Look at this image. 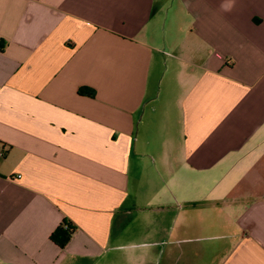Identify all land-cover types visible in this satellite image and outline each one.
<instances>
[{
    "label": "crops",
    "instance_id": "0c3cea01",
    "mask_svg": "<svg viewBox=\"0 0 264 264\" xmlns=\"http://www.w3.org/2000/svg\"><path fill=\"white\" fill-rule=\"evenodd\" d=\"M162 249L264 264V0H0V264Z\"/></svg>",
    "mask_w": 264,
    "mask_h": 264
},
{
    "label": "trees",
    "instance_id": "16d2710c",
    "mask_svg": "<svg viewBox=\"0 0 264 264\" xmlns=\"http://www.w3.org/2000/svg\"><path fill=\"white\" fill-rule=\"evenodd\" d=\"M74 232L75 227L69 222H64L51 233L50 238L54 243L63 248L68 244Z\"/></svg>",
    "mask_w": 264,
    "mask_h": 264
},
{
    "label": "rangeland",
    "instance_id": "374dc122",
    "mask_svg": "<svg viewBox=\"0 0 264 264\" xmlns=\"http://www.w3.org/2000/svg\"><path fill=\"white\" fill-rule=\"evenodd\" d=\"M162 250H161V253H160V255H159L158 259H157L156 264H164L163 263V258H162L164 250L163 251Z\"/></svg>",
    "mask_w": 264,
    "mask_h": 264
},
{
    "label": "built area",
    "instance_id": "2783aa9c",
    "mask_svg": "<svg viewBox=\"0 0 264 264\" xmlns=\"http://www.w3.org/2000/svg\"><path fill=\"white\" fill-rule=\"evenodd\" d=\"M1 154L3 155L4 154V151H1Z\"/></svg>",
    "mask_w": 264,
    "mask_h": 264
}]
</instances>
